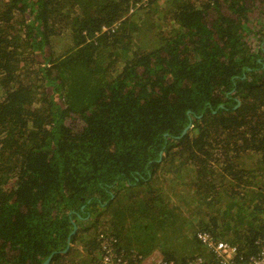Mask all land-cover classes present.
<instances>
[{
  "label": "trees",
  "instance_id": "1",
  "mask_svg": "<svg viewBox=\"0 0 264 264\" xmlns=\"http://www.w3.org/2000/svg\"><path fill=\"white\" fill-rule=\"evenodd\" d=\"M136 2L0 0V264L260 251L264 0Z\"/></svg>",
  "mask_w": 264,
  "mask_h": 264
},
{
  "label": "built area",
  "instance_id": "2",
  "mask_svg": "<svg viewBox=\"0 0 264 264\" xmlns=\"http://www.w3.org/2000/svg\"><path fill=\"white\" fill-rule=\"evenodd\" d=\"M147 5L149 0H137L138 2ZM134 7L130 9V14L134 12ZM116 28L114 25L111 28L103 27V31ZM197 238L200 242L210 249L214 257L218 261L210 262L198 259L193 264H264V241L261 242V249L256 255L249 257L239 256V249L226 242L217 241L208 232L200 231L197 233ZM99 249L94 259L87 261L86 264H176L174 261H168L160 258H143L134 251H127L120 248L119 241L114 235L103 233L98 236ZM238 258V259H237Z\"/></svg>",
  "mask_w": 264,
  "mask_h": 264
},
{
  "label": "water",
  "instance_id": "3",
  "mask_svg": "<svg viewBox=\"0 0 264 264\" xmlns=\"http://www.w3.org/2000/svg\"><path fill=\"white\" fill-rule=\"evenodd\" d=\"M186 130L183 132V134H185ZM76 232V227H74L73 231L71 232V235L72 234H75ZM69 247H70V239L68 240V244H67V247L66 249L63 251V253H66L68 250H69ZM53 254L50 255L48 258H46V260L43 262V264H51L52 262V259H53Z\"/></svg>",
  "mask_w": 264,
  "mask_h": 264
},
{
  "label": "clouds",
  "instance_id": "4",
  "mask_svg": "<svg viewBox=\"0 0 264 264\" xmlns=\"http://www.w3.org/2000/svg\"><path fill=\"white\" fill-rule=\"evenodd\" d=\"M114 25H116V28H114V30L112 31L111 29H109V30H107V31H110V32H114L117 28H118V26H119V22H115V23H113L110 27H108V28H111V27H113Z\"/></svg>",
  "mask_w": 264,
  "mask_h": 264
},
{
  "label": "rangeland",
  "instance_id": "5",
  "mask_svg": "<svg viewBox=\"0 0 264 264\" xmlns=\"http://www.w3.org/2000/svg\"><path fill=\"white\" fill-rule=\"evenodd\" d=\"M150 257H152V258H155V259H156V258H158V257H161V256H160L158 253H155V254H154V256H152V255H151Z\"/></svg>",
  "mask_w": 264,
  "mask_h": 264
}]
</instances>
